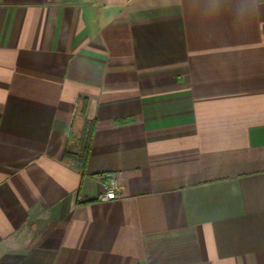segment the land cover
I'll return each mask as SVG.
<instances>
[{
  "label": "crops",
  "instance_id": "obj_1",
  "mask_svg": "<svg viewBox=\"0 0 264 264\" xmlns=\"http://www.w3.org/2000/svg\"><path fill=\"white\" fill-rule=\"evenodd\" d=\"M0 264H264V0H0Z\"/></svg>",
  "mask_w": 264,
  "mask_h": 264
},
{
  "label": "trees",
  "instance_id": "obj_2",
  "mask_svg": "<svg viewBox=\"0 0 264 264\" xmlns=\"http://www.w3.org/2000/svg\"><path fill=\"white\" fill-rule=\"evenodd\" d=\"M92 138L93 123H87L79 135L77 151H73L71 145L68 143L64 151L63 159L74 161L79 164L80 168H83L89 156Z\"/></svg>",
  "mask_w": 264,
  "mask_h": 264
},
{
  "label": "built area",
  "instance_id": "obj_3",
  "mask_svg": "<svg viewBox=\"0 0 264 264\" xmlns=\"http://www.w3.org/2000/svg\"><path fill=\"white\" fill-rule=\"evenodd\" d=\"M119 188L114 177H108L103 183V192L98 196L100 201L113 200L116 198V190Z\"/></svg>",
  "mask_w": 264,
  "mask_h": 264
}]
</instances>
